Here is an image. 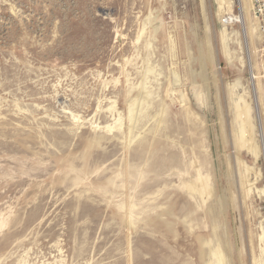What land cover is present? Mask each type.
Listing matches in <instances>:
<instances>
[{
  "label": "rangeland",
  "instance_id": "rangeland-1",
  "mask_svg": "<svg viewBox=\"0 0 264 264\" xmlns=\"http://www.w3.org/2000/svg\"><path fill=\"white\" fill-rule=\"evenodd\" d=\"M246 1L0 0V264L260 261Z\"/></svg>",
  "mask_w": 264,
  "mask_h": 264
},
{
  "label": "bare ground",
  "instance_id": "bare-ground-1",
  "mask_svg": "<svg viewBox=\"0 0 264 264\" xmlns=\"http://www.w3.org/2000/svg\"><path fill=\"white\" fill-rule=\"evenodd\" d=\"M218 3H219V5L222 7V5H225L226 3H228L227 2V0H218ZM245 5L248 7V8H252V0H247L246 2H245ZM241 10H243V9H241ZM240 14H241V12H240ZM244 15V14H243ZM231 17V16H230ZM234 22H237V23H239L240 25H241V29L243 30L242 32H244V27H245V24H244V20H243V16L242 15H238L236 18H235V20H234ZM257 29V28H256ZM248 30H249V34H252V29H250V27H248ZM257 34H258V32H257ZM225 36L226 35H224L223 33L222 34H220V40H221V50H222V53H223V55L227 58V59H229V58H231V54L229 55V53L227 52V48H226V46L224 45V41H225ZM242 39H243V49H244V53H245V62H246V64H247V66H248V70H249V72L251 73L250 75H251V79H250V86H251V93H252V99H253V104H254V114H255V121H256V125L255 126H253L252 124H251V122H252V117H251V115H250V108H249V105L248 104H246L244 101H243V106L241 107V109H240V123H239V126H238V132L237 133H234L235 135H234V145L235 144H239V143H241V137L243 136V133H244V131L245 130H248L249 132H252L253 133V131H254V129L256 128L257 129V131H258V133H259V137H264V135H263V129H262V127L260 126V123H259V120H258V117H260L261 116V112L258 110V108H256V105H261V107H262V102H261V97L260 96H258V94L260 93V90H257V91H255V87H254V84H253V82H252V79H254V76H253V72H252V70H253V68H252V66H251V64H250V57H249V54H248V48H247V44H246V39H245V37H244V35H242ZM258 39H259V35H258ZM226 44V43H225ZM235 55H236V53H235ZM233 59V58H232ZM226 60V59H225ZM238 60V59H237ZM243 61V60H242ZM241 65H243V64H241ZM142 92V91H141ZM141 96V95H140ZM144 98V97H143ZM134 129V128H133ZM251 133V134H252ZM244 140V137H242V141ZM242 144V143H241ZM247 148V150L250 152V153H252L253 155H255V157H257V154H258V152H259V147L256 145V144H254L253 142H251V143H248V146L246 147ZM261 152H262V149H261ZM203 183V182H202ZM197 184V183H196ZM202 185V184H201ZM252 186V185H251ZM203 187V186H202ZM201 187V188H202ZM199 188V187H198ZM206 188V187H205ZM204 189V188H203ZM199 192V191H198ZM264 192V191H263ZM205 193V192H204ZM200 194H201V192H200ZM261 240H263L264 241V235L261 237ZM212 255L216 258L215 259V263L216 264H223V257H222V255L220 254V252L218 251V249L217 250H214L213 252H212ZM264 263V247L261 249V255H260V261H258L257 262V264H261V263Z\"/></svg>",
  "mask_w": 264,
  "mask_h": 264
},
{
  "label": "built area",
  "instance_id": "built-area-1",
  "mask_svg": "<svg viewBox=\"0 0 264 264\" xmlns=\"http://www.w3.org/2000/svg\"><path fill=\"white\" fill-rule=\"evenodd\" d=\"M251 14L256 23L259 35V44L257 56L260 61V67H264V0H252ZM264 70V69H263Z\"/></svg>",
  "mask_w": 264,
  "mask_h": 264
},
{
  "label": "water",
  "instance_id": "water-1",
  "mask_svg": "<svg viewBox=\"0 0 264 264\" xmlns=\"http://www.w3.org/2000/svg\"><path fill=\"white\" fill-rule=\"evenodd\" d=\"M243 31V30H242Z\"/></svg>",
  "mask_w": 264,
  "mask_h": 264
}]
</instances>
